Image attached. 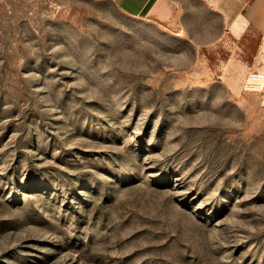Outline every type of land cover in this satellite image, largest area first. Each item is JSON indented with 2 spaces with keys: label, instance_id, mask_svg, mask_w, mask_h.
I'll return each mask as SVG.
<instances>
[{
  "label": "rangeland",
  "instance_id": "374dc122",
  "mask_svg": "<svg viewBox=\"0 0 264 264\" xmlns=\"http://www.w3.org/2000/svg\"><path fill=\"white\" fill-rule=\"evenodd\" d=\"M256 1L0 0V264H264Z\"/></svg>",
  "mask_w": 264,
  "mask_h": 264
},
{
  "label": "crops",
  "instance_id": "0c3cea01",
  "mask_svg": "<svg viewBox=\"0 0 264 264\" xmlns=\"http://www.w3.org/2000/svg\"><path fill=\"white\" fill-rule=\"evenodd\" d=\"M125 14L132 17H149L157 15L167 18V5L172 0H110ZM213 10L225 20L230 33L241 38L251 26L252 13L249 12L257 5L256 0H204ZM251 15V17H250Z\"/></svg>",
  "mask_w": 264,
  "mask_h": 264
},
{
  "label": "bare ground",
  "instance_id": "6f19581e",
  "mask_svg": "<svg viewBox=\"0 0 264 264\" xmlns=\"http://www.w3.org/2000/svg\"><path fill=\"white\" fill-rule=\"evenodd\" d=\"M255 78H256V79H259V76H258V75H255Z\"/></svg>",
  "mask_w": 264,
  "mask_h": 264
}]
</instances>
